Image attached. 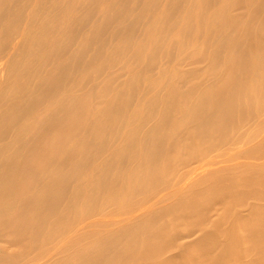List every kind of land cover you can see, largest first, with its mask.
<instances>
[{
    "label": "bare ground",
    "instance_id": "obj_1",
    "mask_svg": "<svg viewBox=\"0 0 264 264\" xmlns=\"http://www.w3.org/2000/svg\"><path fill=\"white\" fill-rule=\"evenodd\" d=\"M123 1L0 0V264H264V1Z\"/></svg>",
    "mask_w": 264,
    "mask_h": 264
},
{
    "label": "rangeland",
    "instance_id": "obj_2",
    "mask_svg": "<svg viewBox=\"0 0 264 264\" xmlns=\"http://www.w3.org/2000/svg\"><path fill=\"white\" fill-rule=\"evenodd\" d=\"M259 1H264V0H257V2H259ZM124 1L122 0H120V4H119V8H125V3H123ZM138 4L137 3H135V4H133L132 5V9H133V11L135 10V12L133 13V15L132 16H134V15H137V16H139V10H138V6H137ZM211 9H209V11H210ZM214 10L212 9L211 10V12H213ZM244 10L243 9H238L237 11H236V13H239V12H243ZM134 18V17H133ZM152 19V18H151ZM134 20V19H133ZM149 20H150V18H149ZM173 18H168V19H164V27H166L167 25H169V24H171V23H173ZM176 31V30H175ZM174 31V33L171 35V31L169 32H164V35H167V34H170L171 36H172V39H183V40H185V38H187V36H184V37H182V36H179V34H178V32H175ZM141 32V31H140ZM141 37V36H140ZM168 37V39H169V41H170V36H167ZM140 40H141V38H140ZM97 41H99L98 39L96 40V38L95 37H92V44H91V49H90V53H92V54H87L86 56H85V60H86V58H87V60H86V62H94L95 60H96V56H95V50L96 49H98V47L100 46V42L99 43H96ZM96 47V48H95ZM205 49V46L204 45H201L200 46V49ZM95 49V50H94ZM109 52H112V50L111 49H109ZM90 58H91V60H90ZM95 58V60H92V59H94ZM164 60L166 61V59L164 58ZM196 61H197V59H196ZM192 60H188L186 63H185V65H184V67L182 68V70H184L185 72H190V71H194V70H198L199 71V69H202L201 71H202V73H203V71L206 69V62H202V63H199V64H192ZM200 62V61H199ZM98 63V62H97ZM197 68V69H196ZM0 76H1V73H0ZM6 78V76L5 77H3V79H5ZM190 78H192L193 80L196 78V76H190ZM127 80H129V74L127 73V72H125L124 73V76H122V78H121V80H120V82H125V81H127ZM180 81V80H179ZM178 84H180V83H178ZM164 92H166L165 90H164ZM176 94H178L179 95V90L178 91H176ZM263 97H264V95H263ZM246 99H244V100H242L241 102H242V105H245V103L246 102H244ZM255 100H257L259 103L261 102L260 101V96H255ZM225 101L223 100V103H224ZM222 103V104H223ZM263 134H264V132H263ZM201 190V189H200ZM200 190H198V191H200ZM201 191H205V189L204 190H201ZM180 199V197L179 196H175V197H173L172 199H170L169 200V203H172V202H175L177 199ZM164 221H165V219H164ZM160 222H162V221H160ZM165 223H167L168 224V222H166L165 221ZM164 223V224H165ZM166 225V224H165Z\"/></svg>",
    "mask_w": 264,
    "mask_h": 264
}]
</instances>
